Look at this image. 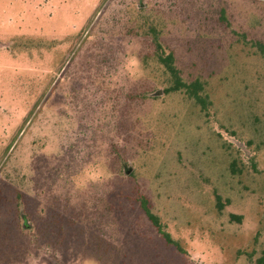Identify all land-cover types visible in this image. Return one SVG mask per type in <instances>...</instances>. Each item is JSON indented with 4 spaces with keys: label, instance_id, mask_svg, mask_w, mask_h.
<instances>
[{
    "label": "rangeland",
    "instance_id": "1",
    "mask_svg": "<svg viewBox=\"0 0 264 264\" xmlns=\"http://www.w3.org/2000/svg\"><path fill=\"white\" fill-rule=\"evenodd\" d=\"M262 250L264 0H0V264Z\"/></svg>",
    "mask_w": 264,
    "mask_h": 264
},
{
    "label": "trees",
    "instance_id": "2",
    "mask_svg": "<svg viewBox=\"0 0 264 264\" xmlns=\"http://www.w3.org/2000/svg\"><path fill=\"white\" fill-rule=\"evenodd\" d=\"M151 31L153 34L152 40L156 49L155 56L158 62L164 66V68L169 72V74L173 78V86H171L167 91H179L185 89V91L188 92L187 94L189 97L193 98L196 101V103L201 106L203 110L206 109V105H205L206 101L199 94L200 92L199 84L194 82L190 85L188 84L186 85L184 82H182V80L180 79L179 72L175 66V57L173 52L164 49V47L160 43L158 35L155 34V31L153 29H151ZM218 201L219 200L217 199V202ZM141 207L147 219L157 229V231L161 234V236L165 239V241L168 244L174 245L178 250H180L177 244L172 239H170L169 234L163 230V227L158 222V218L149 211L145 200H141ZM256 264H264V250H262L261 256L256 260Z\"/></svg>",
    "mask_w": 264,
    "mask_h": 264
}]
</instances>
